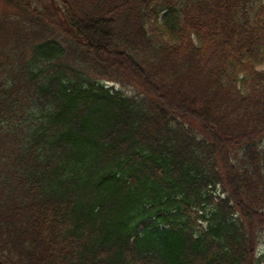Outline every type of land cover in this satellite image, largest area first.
I'll list each match as a JSON object with an SVG mask.
<instances>
[{
    "label": "trees",
    "instance_id": "16d2710c",
    "mask_svg": "<svg viewBox=\"0 0 264 264\" xmlns=\"http://www.w3.org/2000/svg\"><path fill=\"white\" fill-rule=\"evenodd\" d=\"M262 247L264 0H0V264Z\"/></svg>",
    "mask_w": 264,
    "mask_h": 264
},
{
    "label": "rangeland",
    "instance_id": "374dc122",
    "mask_svg": "<svg viewBox=\"0 0 264 264\" xmlns=\"http://www.w3.org/2000/svg\"><path fill=\"white\" fill-rule=\"evenodd\" d=\"M38 1L39 0H32L33 5H35V6L38 5ZM50 1L51 0H41L42 3H50ZM101 30H102L101 32L97 31V33L91 35V38L94 42L104 43L108 40V35L103 31V29H101ZM114 58L118 59V55L114 56ZM262 252L264 255V248H262Z\"/></svg>",
    "mask_w": 264,
    "mask_h": 264
}]
</instances>
